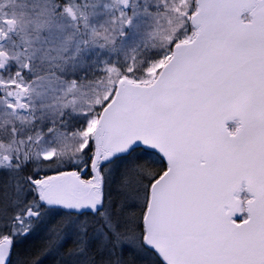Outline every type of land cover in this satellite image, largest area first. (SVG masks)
Returning a JSON list of instances; mask_svg holds the SVG:
<instances>
[{"label": "snow or ice", "instance_id": "1", "mask_svg": "<svg viewBox=\"0 0 264 264\" xmlns=\"http://www.w3.org/2000/svg\"><path fill=\"white\" fill-rule=\"evenodd\" d=\"M0 264H264V0H0Z\"/></svg>", "mask_w": 264, "mask_h": 264}]
</instances>
